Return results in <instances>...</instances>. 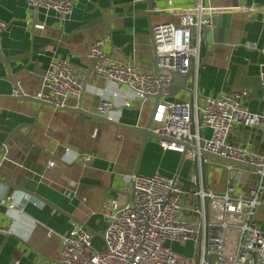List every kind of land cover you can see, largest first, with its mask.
I'll use <instances>...</instances> for the list:
<instances>
[{
    "label": "crops",
    "instance_id": "obj_1",
    "mask_svg": "<svg viewBox=\"0 0 264 264\" xmlns=\"http://www.w3.org/2000/svg\"><path fill=\"white\" fill-rule=\"evenodd\" d=\"M196 1L73 0V11L63 21L54 11H35L26 0H0V19L8 23L0 39V196L6 199L0 204V225L6 229L0 232V264H63V236L75 225L89 230L95 247L102 249L107 204L111 199L129 201L133 186L125 177L135 174L136 168L144 175L177 176L183 190L182 217L202 223L197 190L202 182L213 190L205 185L211 180L201 176L199 182L191 174L198 161L165 150L160 137L149 136L143 149V136L132 127L147 126L155 99L137 100L128 87L115 86L97 75L90 55L92 43L107 37L105 50L111 56L134 61L141 70L155 73L153 27L178 23V11L193 7ZM203 3L219 10L213 16L215 23L212 28L192 29L198 56L192 59L187 81L175 74L172 82L187 88L165 99L201 107L207 97L246 89L248 109L264 112L260 76L264 0ZM215 28L227 29L225 44L219 42L220 33L214 40ZM55 55L74 64L79 82L85 85L80 95L67 99L66 108L72 112L29 98L44 87ZM101 99L111 103L104 115L112 123L88 115H99ZM201 134L209 137L211 131L202 129ZM229 141L263 152L264 128L237 124ZM87 155L89 160L84 158ZM51 160L55 165L48 167ZM211 162L217 163L207 164ZM244 175L253 177L248 171ZM244 175L238 184L242 193L256 184L248 178L242 186ZM229 176L228 172L213 191H224ZM171 245L190 255L197 246L194 241Z\"/></svg>",
    "mask_w": 264,
    "mask_h": 264
},
{
    "label": "built area",
    "instance_id": "obj_2",
    "mask_svg": "<svg viewBox=\"0 0 264 264\" xmlns=\"http://www.w3.org/2000/svg\"><path fill=\"white\" fill-rule=\"evenodd\" d=\"M35 11H54L66 21L73 11V0H26ZM219 12L197 0L190 8L180 9L179 22L157 24L153 27V42L159 58L158 73L143 71L134 61L119 60L106 50L107 37L96 39L91 45L95 73L115 86H126L137 100L161 93L152 117V131L162 138L165 150L182 153L191 160L203 163L215 161L201 149L222 157L253 165L240 166L225 163L229 171L227 187L222 192L206 189L203 182L197 190L202 200V223L182 217L183 204L177 176L130 174L132 197L125 203L111 199L106 207L107 225L104 247L93 244V234L75 225L63 236L61 263L63 264H264V229L257 220L258 210L264 205V151H255L229 141L237 124L264 128V112H252L244 103L246 89L235 90L218 97H207L199 107L190 101L166 100L175 74L189 73L192 59L198 56V47L192 43L194 27L212 28V18ZM43 27L42 24H36ZM8 23L0 19L1 34ZM260 76L264 88V68ZM75 65L53 56L45 76L44 87L35 99L64 109L67 99L80 95ZM18 94V91H15ZM130 101L125 106H130ZM111 103H99V115L108 112ZM210 129L209 137L201 134ZM205 155L206 158L203 157ZM86 160L90 156H84ZM219 162V161H217ZM50 161L48 167H53ZM245 171L256 178L248 192H238V184ZM6 199L0 196V204ZM0 225V232H5ZM202 237V238H200ZM194 241L193 255L173 248L171 243ZM170 242V245L168 243Z\"/></svg>",
    "mask_w": 264,
    "mask_h": 264
},
{
    "label": "water",
    "instance_id": "obj_3",
    "mask_svg": "<svg viewBox=\"0 0 264 264\" xmlns=\"http://www.w3.org/2000/svg\"><path fill=\"white\" fill-rule=\"evenodd\" d=\"M212 21H213V23H215V18H212ZM35 23V22H34ZM33 23V24H34ZM217 26V25H216ZM227 29L225 30V29H220V28H215L214 29V31L212 32V36L214 35V37H215V41H217L218 40V38H217V36H218V34L220 33V38L221 39H219V42H221V43H223V44H225L226 43V35H227ZM218 33V34H217ZM222 35H223V37H222ZM217 38V39H216ZM157 54V53H156ZM157 56V55H156ZM158 62H159V58H158V56L156 57V62H155V73H158L159 72V65H158ZM92 69H94V66L92 67ZM184 76V78L186 79V81H187V79H188V77L190 76V72L189 73H187L186 75H183ZM11 79H12V77H11ZM12 80H14V79H12ZM83 87L85 88V85H83ZM83 87H82V89H83ZM179 88H183V89H186L187 88V86L186 85H184L183 87L181 86L180 87V85H178V84H174V83H172L171 84V86H170V92H169V94L170 95H175V93L177 92V90L179 89ZM22 97H24V96H22ZM148 97H151V98H154L155 99V102H154V106H153V110H152V113H151V115H150V118H149V122H148V124H147V126H145V127H143V128H140V127H138V128H136V127H132L135 131H137L138 133H140L142 136H143V140H144V147H143V149L145 148V145H146V143H147V140H148V137L149 136H154V137H160L159 135H157L156 133H154L153 131H152V117H153V114H154V110H155V108H156V106L158 105V103H159V101H160V97H161V93L159 92V93H157V94H155V95H147L146 96V98H148ZM30 99H35V98H33V97H29ZM35 100H37V99H35ZM37 101H39V100H37ZM39 102H41V101H39ZM42 103V102H41ZM64 110L65 111H73V109H69V108H64ZM75 111V110H74ZM75 112H78V113H84V112H82L81 111V109H77ZM84 114H86V113H84ZM89 116H91V117H95V118H97V119H100V120H103V121H107V122H111L112 123V120L111 119H109V117H108V115H104V116H100V115H92V114H88ZM161 139H165V138H162V137H160ZM201 151L207 156V157H209V158H211L212 160H215V161H220V162H225V163H231V164H236V165H240V166H245V167H254L253 165H250V164H248V163H244V162H241V161H237V160H234V159H230V158H226V157H222V156H219V155H217V154H214V153H211V152H209V151H206V150H204V149H201ZM141 156H142V153L140 154V156H139V158H138V164H139V161H140V159H141ZM135 174H138V169L136 168V171H135ZM133 190H134V187H133ZM132 196V195H131Z\"/></svg>",
    "mask_w": 264,
    "mask_h": 264
},
{
    "label": "rangeland",
    "instance_id": "obj_4",
    "mask_svg": "<svg viewBox=\"0 0 264 264\" xmlns=\"http://www.w3.org/2000/svg\"><path fill=\"white\" fill-rule=\"evenodd\" d=\"M213 164H204L203 165V169H201V166L199 165V163H194L191 169V174H195L196 177H198L199 182L201 181V176L206 179H210L211 182L207 183L205 181V185L206 186H210V188H212L213 190L217 189V184L220 183L222 178H225V176L228 174V168H223L221 165H223L222 162H211ZM246 168V167H245ZM203 171V174H202ZM248 175V174H247ZM249 178V181L254 183L256 178L253 177H248L246 175H244V179L242 181V186L244 185V183L246 182L245 180H247ZM263 200H264V195H263ZM257 220L261 223L262 228L264 229V205L261 206L258 210V214H257Z\"/></svg>",
    "mask_w": 264,
    "mask_h": 264
}]
</instances>
